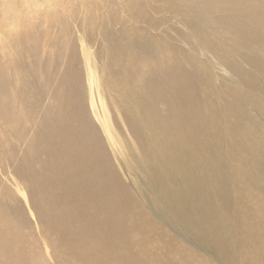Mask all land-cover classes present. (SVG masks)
Instances as JSON below:
<instances>
[{"label":"bare ground","instance_id":"6f19581e","mask_svg":"<svg viewBox=\"0 0 264 264\" xmlns=\"http://www.w3.org/2000/svg\"><path fill=\"white\" fill-rule=\"evenodd\" d=\"M67 13L91 27L102 22L115 26L120 14L133 22L124 25L135 34L144 35L143 23L154 37L159 24L179 19L182 27L167 29L175 30L182 44L170 58L156 62L148 81L151 89L122 90V85L129 86L127 69L142 58L143 46L133 40L124 45L109 41L120 35L112 29L81 31L87 42H76L78 34L68 26L72 21ZM167 29L154 45L169 35ZM96 34L108 40L105 49L89 47ZM97 52L105 54L104 65L116 66L101 78L93 62ZM2 55L0 122L9 126V133L0 140L15 130L17 142L7 147L2 142L8 150L0 155V170L22 177L26 185L39 173L48 182L56 181L51 194L40 196L46 225L38 232L32 229L30 236L16 229L21 221L13 219L0 177L2 264H48L42 239L61 264H73L80 255L92 260L97 256L99 264H214L170 233L160 216L152 214L153 206L164 209L173 225L194 233L202 245L220 251L223 264H264V246L240 239L248 232L238 217H246L249 208L256 232L263 235L264 195L255 190H264V179L255 166L264 162V125L248 107L264 95V0H0ZM207 59L211 65H204ZM28 65L32 72L17 77L15 92L14 69ZM218 65L229 71L227 82L217 79ZM245 82L247 91L242 93ZM101 83L121 98L103 93L108 106L125 107L122 113L131 133L136 137L142 128L154 146L141 157L116 135L107 115L102 119L96 113V120L88 116L89 99L103 100L95 94L103 91ZM151 91L160 94L146 96ZM37 108L42 114L35 117ZM241 143L249 148L239 150ZM119 167L134 176L131 170L140 167L144 181L132 187L121 178ZM59 190L65 194H56ZM228 239L245 240L246 246H230Z\"/></svg>","mask_w":264,"mask_h":264},{"label":"rangeland","instance_id":"374dc122","mask_svg":"<svg viewBox=\"0 0 264 264\" xmlns=\"http://www.w3.org/2000/svg\"><path fill=\"white\" fill-rule=\"evenodd\" d=\"M67 16L70 18V20L72 21V23H68V26L73 27L74 31L77 32L78 37H76V42L79 41V39H81V43L82 44H86V38H82V36H84L85 31L84 30H89L92 32H98L100 30H106V31H111V29L113 30L112 32H118L120 35L117 37H110L108 38L109 41H112L113 39H117L116 41H119L120 45H124L123 42L129 40V41H138L137 43L142 45L144 50L142 53V58H139L138 63H135V66H129L127 69V76L129 79V86L128 85H122L121 89L122 90H126L128 88H130V90H138L139 88H141L142 86H144L145 88L151 89L152 88V84L149 81V76L152 75V70L154 69V66L156 64V62L159 59H165V58H170L173 55V51L175 49L176 46L181 45L182 41L177 37V35L175 34V30L172 29H167V28H179L182 27V24L180 22L179 19L171 20L167 26L163 25L161 26L159 24V28L160 31L158 32V36L159 34L164 30L167 29L166 33H168L169 35L167 37H164V39L161 41L159 46L154 45V42L156 43V38L154 37L150 32L151 31H146V29L152 30L150 27H148V25H144L143 23H140V26H144L143 30H144V35L140 34H135V31L130 30L126 25L132 26L133 22L126 16L121 17L119 14V19L117 20V22H115V26H113V24H111L110 26H102L101 24L103 23H99L97 25H95L94 27L91 26H85L84 23L80 22L78 23L77 21H74L71 16L68 15ZM126 24V25H124ZM158 25V24H157ZM156 25V27H157ZM171 25V26H170ZM122 28L125 29V34L122 35ZM117 30V31H116ZM83 31V33L81 32ZM108 40L103 38V35H95V44L90 43L89 47L92 49V51L97 48H106V44H108ZM122 41V42H121ZM238 47V46H236ZM153 49H155V53H153ZM158 49L163 50L162 53H158ZM160 50V51H161ZM124 53V51L122 52ZM54 54V52H51V55ZM101 52H97L96 56L94 55V59L93 62L96 65V69L97 71L100 73L99 78H101L102 76H104L105 73H109L115 70L116 66H106L105 61H106V57L105 54L102 56L104 58H102L101 56ZM227 54L224 53V57ZM124 56L127 57L126 52L124 53ZM217 57L218 53H217ZM0 58L2 60H5V55L0 56ZM103 62V65H102ZM212 60L207 59L204 61V65H211L212 64ZM97 63V64H96ZM82 64V61H81ZM244 66H246V64L244 63ZM207 67V66H206ZM217 70L215 71V74H218L219 78L222 79H226L230 76L229 75V71L227 70V68L224 66H219L216 68ZM18 71V73L14 74L13 76V85H14V91L16 92L17 88H15V84L18 85V78L21 76H26V74L32 72L31 67L28 65L22 69L19 70V68H15L14 72ZM20 71V72H19ZM57 71V69H53V72ZM121 71H124V68L121 67ZM48 73H50V69L47 70ZM11 73V70H10ZM112 74V73H111ZM8 78H11V74H7L6 75ZM96 79H98V77L95 75ZM148 82L146 84H144V82ZM41 82V81H39ZM227 82V81H226ZM264 82V81H263ZM248 84L245 82V84H241L240 86L241 88V92L242 93H246V86ZM151 86V87H150ZM264 88V83H262L261 85ZM8 87L10 88V90H13L11 85L8 84ZM101 90H99L101 93H99V91H95V94L97 95L96 97H99V95L101 96V98L104 100H99L96 99L95 101H92L89 99L88 104H87V114L88 116L92 117L94 120H96V113L99 114L100 118H105L106 115L108 116L109 120V124L112 127V130L116 133V135L121 139L125 140L126 142H128L129 144L132 145V147H134V151L136 156L141 157V155L144 154V152L149 151L150 149L154 148V146L152 145L151 142H149L147 140V134L142 132V128H140V133L138 131V136H134L131 131L129 130V126L126 123V118L123 115V110L125 109V107H119V110L117 107H114L111 105V108L108 106L107 102H106V96L104 97L103 93L107 94L108 96L112 97L114 100H118L120 101L121 98L118 95L115 94H111L110 92V88L107 84H102L101 83ZM150 87V88H149ZM16 89V90H15ZM90 88H88V90H90ZM147 90V91H148ZM160 94V91H151L149 93L146 92V96L148 95L150 98H156L158 97ZM259 94V91H258ZM1 98L4 102V91H2L1 93ZM45 98H51V97H45ZM44 99V98H43ZM140 106H141V100H137L136 101ZM20 105H22V102L19 101ZM95 105V108L92 109V105ZM51 107H54L53 104H51ZM264 95H260V102L257 103V105H250L248 107V110L251 111V113L254 114V116L258 119L257 123L260 125H264ZM123 109V110H122ZM35 112V117H38L42 114V108H37L34 109ZM21 114L25 117L27 116V112L26 110H21ZM1 115H3L1 113ZM113 115V116H112ZM127 115V113H126ZM2 117V116H1ZM35 121V118H33L31 126L33 124V122ZM140 121V120H139ZM30 126V127H31ZM139 130V128H138ZM3 133H9V126L3 125L0 122V135ZM5 142L7 144H5V147H7L8 142L10 143H15L17 142V139L15 138V130H13V132L11 133V135L4 139V140H0V155H4L6 156V154L4 153V150H8L7 148H3L2 146V142ZM245 143V142H244ZM127 144V143H126ZM226 145V142H225ZM239 150H247L248 144H239ZM245 146V147H244ZM247 147V148H246ZM259 166V167H258ZM258 167V169H257ZM8 167H6V171ZM120 168V176L121 178L126 181V182H130V184H132V187L134 186L135 188L137 187L138 183L140 182L142 184L143 178H145L144 173L142 172V169L140 167H137V170H131L133 172L136 173L137 176L132 175L129 171H126V169L124 170L123 168ZM255 169L258 171L260 170V174H259V178L264 179V162L262 164H260L258 162V164L256 163ZM7 173V172H6ZM139 173V174H138ZM263 173V176L261 175ZM0 177L3 181H5V196H6V200L8 202V205L11 208H14V212H13V219L18 223L16 225V229L20 230V232L24 233L25 231H27L30 236L32 235V229H34L36 232H38V229H41L44 227V225H46V220L45 217L42 216V208L40 206V202L42 201V198H40V196L43 195V193L45 194H51L53 192V190L51 189L52 185L56 184L55 180H49V182L47 181V178L44 177L43 175H41L40 173L36 175L37 179H35V182L33 183V181H31L30 185H26L25 181L22 177L17 176L16 174H12L8 172L7 176L5 174H3V172L0 170ZM130 178V179H129ZM132 181V182H131ZM44 184V185H43ZM41 185L45 186V188H43V190H41ZM253 189H256V184H252ZM257 193H259L260 195H264V190H255ZM144 192V190H143ZM56 194H65L62 190L57 191ZM144 195V194H143ZM142 197V201L145 202V204H147L148 206H150L152 208V204L150 203V201L144 197ZM152 205V206H151ZM244 205V204H243ZM154 213H152L155 217H157L159 219L160 216V221L162 224H164L165 228L170 232L173 233L178 239L183 240V242L187 245V247L189 249H191L194 252H197L199 255H201L200 257H205L206 256L212 261V263L214 264H223L224 261V257L223 254L220 251L211 249L210 247H206L207 245H202L201 241L196 237V235L194 233H192L189 230H186L183 226L180 225H173L172 220L169 216V214L167 212H164L165 210L161 208H156L154 207ZM18 210L17 213H15V211ZM249 212V208L245 209V214L246 217H242V216H238L239 219H241V222H243L244 224V228H242V230H245L248 232V236H244V234H242V236L240 237V239H244L247 238L249 240V246H264V233L263 235H259L254 227V220L253 217L250 215V213L248 214L247 211ZM158 212V213H157ZM160 214V215H159ZM53 227L55 228H59L60 225H58V223H54ZM39 236V235H37ZM1 237V235H0ZM230 246H246L244 245V241H238L235 240L233 241L232 239H228ZM235 242H237L236 245H233ZM227 247V246H226ZM41 248H42V253H44L46 259L48 260V264H61L63 262L58 261L56 259L53 258V248L47 244V240L46 239H42V243H41ZM91 248H93V250L96 248H98V246H91ZM207 248V249H206ZM58 247H55V252L57 251ZM117 250H125L123 249L122 246H117L116 248ZM123 249V250H122ZM124 252V251H123ZM86 253V252H85ZM98 255V254H97ZM97 256L95 257V259L92 260V256L91 255H83V256H78L76 259H74L72 261L73 264H79V262L81 261V264H99V258ZM101 260V259H100ZM102 264H105L103 260H101ZM0 264H2L0 262ZM65 264H69L65 263Z\"/></svg>","mask_w":264,"mask_h":264}]
</instances>
